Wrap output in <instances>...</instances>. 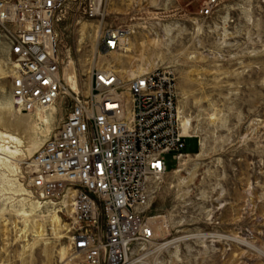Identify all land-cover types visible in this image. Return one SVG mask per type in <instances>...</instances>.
<instances>
[{
    "label": "rangeland",
    "instance_id": "1",
    "mask_svg": "<svg viewBox=\"0 0 264 264\" xmlns=\"http://www.w3.org/2000/svg\"><path fill=\"white\" fill-rule=\"evenodd\" d=\"M82 1L67 0L58 27L63 68L73 65L81 94L93 68L120 71L124 82L171 70L178 111L195 135L183 149L191 156L177 164L165 156L168 173L148 212L163 217L155 224L161 245L187 239L153 252L147 264H264V0H219L208 17L199 14L207 0H101V23L80 19ZM115 27L131 31L128 45L99 54L102 28ZM7 67L0 40V109L11 105ZM30 170L24 163L16 177L0 166V264H81L66 214L21 201ZM21 212L40 219L23 221Z\"/></svg>",
    "mask_w": 264,
    "mask_h": 264
},
{
    "label": "built area",
    "instance_id": "2",
    "mask_svg": "<svg viewBox=\"0 0 264 264\" xmlns=\"http://www.w3.org/2000/svg\"><path fill=\"white\" fill-rule=\"evenodd\" d=\"M218 1L207 0L201 17H208ZM66 2L0 0V40L13 102L21 101L24 112L56 103L65 110L56 133L31 160L27 187L55 201L71 199V213L62 212L66 204L59 213L70 219V250L81 264H147L149 255L168 248H160L154 233L155 219L163 217L148 215L168 173L165 156L171 154L177 164L188 155L176 77L155 68L124 82L112 71L95 69L89 95L73 91L62 75L58 51ZM80 4V19L102 21V4ZM126 33L123 27L102 31L100 50H120Z\"/></svg>",
    "mask_w": 264,
    "mask_h": 264
},
{
    "label": "bare ground",
    "instance_id": "3",
    "mask_svg": "<svg viewBox=\"0 0 264 264\" xmlns=\"http://www.w3.org/2000/svg\"><path fill=\"white\" fill-rule=\"evenodd\" d=\"M92 1L94 2V4H96V6H98L97 4H102L101 0H92ZM41 12H43V11H41ZM95 13H98L97 9H95ZM100 19H102V21H98V22H100V23L103 22V20H104L103 13H101V17L99 18V20ZM85 22L90 23L93 21L85 20ZM106 29L107 28H104V29L102 28V31H104ZM126 29H127L128 33L121 36V40H120L121 41L120 42L121 48H123L124 45H128V37L131 34V31L128 28H126ZM102 31H101V33H102ZM100 37H101V34H100ZM121 50L122 49L117 50L116 52H111V53L105 52L104 53L99 48L97 52L99 54L104 53L105 55H109L112 53H117ZM61 60L62 61L60 64V69H61L62 75L64 77V80L70 85V87L72 88L73 91L79 93V91L82 90V87L80 88V86H79V82L77 81V74L75 72L73 65L69 62L63 68L64 64H63L62 57H61ZM95 69H97V68H93L92 70H95ZM92 70H91V72H92ZM97 70L112 71L115 75H117L121 79V76H120L121 72L120 71H116L112 68H110V69H97ZM150 71H152V70H150ZM150 71H147V72H150ZM144 73H146V72H144ZM144 73H142V74H144ZM142 74L133 75L132 78H134L136 76H140ZM90 76H91V73H90ZM9 77H10V72H9V68L7 67V78L9 79ZM131 79H129V80H131ZM90 88H91V79L89 77L87 93L85 92L84 96L89 95ZM80 93H81V91H80ZM9 94H10V100H11L12 106L8 105V107H4V108L0 109V166L2 168L10 169L13 173H17L18 175L16 177H19V175H21V177H22V165L24 163H27L30 165L34 154L39 149V147L42 146V144H43L42 139L45 137V135L46 136L48 135L47 136V138H48L50 135L56 133V131L59 127V124H60V120H63V118H64L62 115H65V110H64L63 105L61 106L59 103H56L57 106H53V105L50 107L36 106L32 112H24L21 110V101H20V104H18L19 100H16V99H14V102H13L11 87L9 89ZM45 112L48 114L50 113V114L46 115ZM57 113L59 116L58 121L56 120V117H55ZM177 114H178V119L180 122L182 134L188 135L189 136L188 138H192V137L195 138V135L191 134V131H192L191 120L189 118L185 117L183 115L182 111H180V110L178 111V108H177ZM50 119L51 120L53 119V122H51ZM55 122H56V125H55ZM41 127H44L43 131H41L42 130ZM50 130H51V132H50ZM202 150H203V145L200 142V152ZM187 157H189V155H187ZM187 157H184V158H187ZM182 161H183V159H181L179 162H182ZM20 170H21V174H20ZM30 172H31V170H30ZM30 175H31V173L27 177V179H28L26 181L27 186L29 185ZM27 186L25 187L24 185H22L21 187H19L20 188L19 193H20L21 201L23 203H26L31 209L34 208L37 203L42 208H45L48 205V203H50L53 206L58 207L56 210L58 211V214H59V212L61 211L60 206L66 204L65 205L66 210H62V212L71 213L72 208H70L69 205L67 204V202H69L71 199L69 201L65 200V199L55 201L53 198L45 197L43 194H41L42 192H40L39 195L34 194V192L31 191ZM58 204H61V205L59 206ZM21 218L23 221H26L28 219H34V220L40 219V217L38 215H36V213H31V212L30 213L21 212ZM49 222L54 227L56 225H58V226L60 225V219L56 214H53L51 216ZM161 223L164 226V223H166V222H165V220L164 221L162 220ZM154 233H155V235H157L155 228H154ZM38 235H40V233H38ZM182 239H187V238L181 237V238L173 239L171 241H167L162 245L160 244V248H164V247L169 248V246L173 247V245H174V248H177L176 245ZM72 255H74V254H72ZM61 256H62L61 258L63 259L64 255L62 254ZM75 256L77 257V255H75ZM68 262H69V260L63 259L64 264H68Z\"/></svg>",
    "mask_w": 264,
    "mask_h": 264
},
{
    "label": "crops",
    "instance_id": "4",
    "mask_svg": "<svg viewBox=\"0 0 264 264\" xmlns=\"http://www.w3.org/2000/svg\"><path fill=\"white\" fill-rule=\"evenodd\" d=\"M188 139V138H187ZM186 142V141H185ZM186 154H188V153H186ZM193 154V153H192ZM189 156H191V155H189Z\"/></svg>",
    "mask_w": 264,
    "mask_h": 264
}]
</instances>
